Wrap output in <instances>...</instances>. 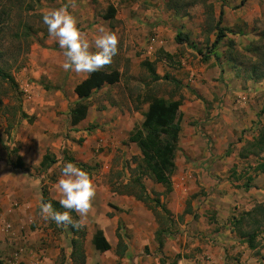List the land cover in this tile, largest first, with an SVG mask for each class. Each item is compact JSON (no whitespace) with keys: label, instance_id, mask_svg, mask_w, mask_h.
Instances as JSON below:
<instances>
[{"label":"crops","instance_id":"0c3cea01","mask_svg":"<svg viewBox=\"0 0 264 264\" xmlns=\"http://www.w3.org/2000/svg\"><path fill=\"white\" fill-rule=\"evenodd\" d=\"M167 1L64 0L61 4H68L77 26L90 42L99 35L100 27L115 32L120 39L118 55L111 65L101 69L117 70L120 82L93 92L86 118L74 127L69 117L78 100L74 88L88 74L65 71L63 50L49 35L43 45L31 48L27 66L18 73L17 80L21 91H26L21 98L25 118L18 116L14 125H7L8 133L0 131V261L3 264H73V235L69 227L45 221L40 210L43 186L51 199L57 202L60 199L55 186L62 166L67 163L65 155L85 165L98 189L93 208L84 219V264H152L151 256L139 255L146 248L165 257L180 253L179 246L169 241L170 237L164 239L159 252L155 241L159 223L153 212L134 197L117 194L111 188L129 181L130 168L134 167L129 159L140 155L134 144L125 142L131 130L143 122L149 104L144 102V94L179 101L178 97L150 90L152 85L167 81L165 78L171 72L168 62L176 59L184 65L176 79L181 84L189 82L194 91L180 102L182 131L172 189L159 198L175 218L173 225H180L184 216L189 217L183 225L188 237L201 231L204 240H211L210 246L200 253L204 241L183 236V243L186 239L193 241L195 256L194 259L182 256L177 264H200L204 254L211 260L210 264H224L222 260H227V254L234 248L229 241L234 237L232 216L252 208L235 203L236 190L225 174L236 163L230 148L242 130L256 125L257 109L264 106V79L244 85L214 58L200 65L190 64V53L195 51L185 48L184 52L183 45L175 43L177 32L174 33L168 17L171 12ZM217 1L218 5L222 4L221 0ZM108 8L115 13L111 19L104 20ZM148 66L158 80L151 78ZM44 84L58 89L51 94ZM118 85L123 86L126 105L114 97ZM75 140L82 144L77 145ZM97 147L102 149L100 153ZM46 153L52 154L56 162L41 169ZM115 155H120L122 176L110 181L103 173L117 161ZM17 158L23 164L21 168L16 166ZM149 182L153 192L162 194L161 185ZM191 199L193 208L187 209ZM96 230L103 232L111 246L109 251L94 250L91 240ZM117 232L122 234L126 245L122 257L116 253Z\"/></svg>","mask_w":264,"mask_h":264},{"label":"rangeland","instance_id":"374dc122","mask_svg":"<svg viewBox=\"0 0 264 264\" xmlns=\"http://www.w3.org/2000/svg\"><path fill=\"white\" fill-rule=\"evenodd\" d=\"M175 1L178 2L176 6H180L181 4L183 7L178 8L179 12L177 14L172 10H168L171 12V15L168 17L171 18L174 33L180 32L187 35L195 47V53H190L192 55L190 64L200 65L206 58H214L216 61L222 62L225 68L233 73L234 76L238 75L237 79L246 85L249 81L246 79V71L250 64L257 59V55L253 52V49L256 46L264 45V0H221L222 4L220 5H218L219 1L217 0H207V2L197 1L195 3L194 0H170V2ZM63 2L64 0H0V65L7 67L8 72L14 77L16 83L18 73L27 66V55L30 53L31 48L43 45L45 39L43 36L48 33L47 26L42 20V14L50 9L59 8ZM219 29L222 30L224 36L215 46H212ZM230 42L233 43V46L228 48ZM181 48L186 52L185 48L189 47L183 45ZM168 64L171 66L168 80L152 85L150 90L164 92L170 97H178L181 102L186 99V95L190 91H194V87L189 82L181 84V81L176 79L177 76L182 74L184 68V65L178 59L168 62ZM41 82L45 83L43 79H41ZM44 85L51 94L55 93L58 89L55 86ZM123 93L122 85L115 86V99L120 102L122 101L126 105ZM135 95L134 93L133 97ZM22 96L23 92L19 88V85L17 90H13L7 83L0 81V100L3 104L0 107V131L8 133L9 127L7 125H14L17 118L22 114ZM257 111L256 125L242 130L241 136L233 144V147L230 148V151L236 156V163L231 165L232 167L230 166V169L225 173L227 174L226 178L230 179L233 188L236 190L234 193L236 195L235 203L239 202L243 206H248L247 209L251 206L252 208L248 211L259 204L264 206V176L258 175L254 177L251 167L255 166L256 159L254 157L241 158L240 153L241 147L245 142L252 140L257 135L259 129L258 123L264 125V116L262 115L264 114V106L263 108L259 106ZM75 141L77 145L82 144L80 140ZM97 151L100 153L102 149L100 150L97 147ZM115 156L118 158L117 161H113L112 167L106 169L103 173L110 181L118 180L122 176V171L120 170L121 163L119 162L121 160L120 155ZM206 169L209 170L208 167H204V170ZM248 176L252 178V182L250 183L251 188L245 190L242 186L245 184ZM143 182L146 189L153 192V189L150 188L149 180H143ZM205 194L202 193L203 196ZM192 203L193 199L189 200L187 209L193 208ZM243 212L247 211L241 210V212L232 216V219L240 216ZM257 218L261 220L262 216L258 214ZM187 220H189V217L184 216L180 225L175 223V225L170 227L172 235L169 236L171 239L169 241L173 245L179 246L181 251L176 255L183 256L184 259H194L195 255L193 252L196 247L192 246L193 241L186 239L183 243L182 237L186 236L190 239L196 238L199 241H204V247L199 250L200 253L206 250L205 246H210L211 240H204L206 237L203 235L204 232L201 231L199 235L203 236L202 238L199 235L196 236L195 232L192 236L188 237L186 229L183 228ZM212 220H215V216L212 217ZM262 224L256 238L258 246L255 250H249L245 240L238 238L237 234L232 232L234 234L232 236L234 237L229 241L234 248L227 254V260H222V262L224 264H264V249L262 247L264 245V226ZM166 225L162 224L161 227H165ZM251 229L250 224L244 225L241 228L243 232L251 231ZM120 235L122 234L120 233ZM130 236L132 235L130 234ZM242 246L246 247L243 249L241 248ZM137 254L138 252L135 253V255ZM139 255L151 256L154 259V263L152 264H171L174 258V256L165 257L164 254L161 256L156 254L155 251H149L148 248L144 249ZM246 257L248 260H245ZM210 263L211 260L204 254L200 264Z\"/></svg>","mask_w":264,"mask_h":264},{"label":"trees","instance_id":"16d2710c","mask_svg":"<svg viewBox=\"0 0 264 264\" xmlns=\"http://www.w3.org/2000/svg\"><path fill=\"white\" fill-rule=\"evenodd\" d=\"M207 2V0H194L195 2ZM178 2H167V9L172 10L177 14L178 8L183 7ZM115 11L112 8H108L106 14L103 16L104 20L111 19L114 16ZM1 28V24H0ZM217 36L212 46H215L224 36L222 30L219 29ZM48 35L44 34L43 37ZM175 43L178 45H186L189 48L195 49L190 38L187 35L176 33ZM233 43L230 42L228 48H231ZM253 52L257 55L255 62L251 63L246 73V79L254 83L264 79V45L256 46ZM200 53V52H199ZM231 53V52H230ZM229 53V54H230ZM206 58L204 61H207ZM231 61V60H227ZM21 65V64H19ZM150 76L153 80H158L154 74L153 69L148 66ZM120 73L117 70L103 71L88 74L87 78L78 83L74 88V93L78 97V100L74 103L70 109L69 117L72 127L82 122L86 116L90 106L89 98L93 92L99 90L105 85L114 86L120 82ZM235 75V78H238ZM168 80V77L165 78ZM0 81L5 82L13 90H17V83L14 77L8 72L7 67L0 65ZM144 102L148 101V108L143 114V122L140 126H135L128 135L125 143L134 144L139 150V156H133L130 162L134 165L130 168V178L126 184H118L111 186L113 192L117 194H123L134 197L137 201L143 203L149 210L153 212L157 222L159 223V229L155 233V241L158 245V251L161 252L163 248L164 239L172 235L171 226L174 224V219L171 213L166 209L165 204L160 201L159 196L167 194L172 189V176L176 169L175 158L178 150V142L182 131L181 126V112L180 101L172 99L156 98L149 95L146 92L143 96ZM0 100V107L2 106ZM21 118H25L24 114L20 115ZM259 129L257 135L250 141H246L241 147V158L254 157L256 164L251 167L254 172V177L258 175H264V125L258 123ZM65 155V154H64ZM67 162H72L78 167L85 170V165L76 163L72 158L64 156ZM56 162L55 157L46 153L40 163L41 169L49 168ZM16 166L22 167L23 164L20 158L16 160ZM143 180L152 181L154 184L161 185L164 189L162 194H156L155 192H148ZM252 178L248 176L243 189L248 190L251 188L250 183ZM42 200L44 202H51L53 208L57 211H64L61 208L59 202L51 199L48 195L46 186L42 187ZM73 218L78 220L79 218L75 212L71 213ZM262 216L259 220L257 215ZM264 206H255L252 210L243 212L240 216L234 217L231 223L232 232L237 234L238 238L245 240L247 248L249 250H255L257 248L256 238L259 234L261 223L264 226ZM181 220V217L178 218ZM162 224H169L167 229L161 227ZM251 226V231L243 232L241 230L244 225ZM69 229L73 235L71 239V245L73 248L71 259L73 264H84V243L86 237L85 227L77 230L69 226ZM116 237L118 239L116 246V253L122 257L126 245L122 236L117 232ZM91 244L95 251L104 253L111 249V246L105 238L101 230H96L93 234ZM264 249V245L262 246ZM180 256L176 255L171 264H177ZM0 264H3L0 261Z\"/></svg>","mask_w":264,"mask_h":264},{"label":"clouds","instance_id":"9594fccd","mask_svg":"<svg viewBox=\"0 0 264 264\" xmlns=\"http://www.w3.org/2000/svg\"><path fill=\"white\" fill-rule=\"evenodd\" d=\"M43 23L47 26L49 36L58 42L63 50L62 68L77 74L98 72L113 62L119 52V36L105 28H99V35L91 42L87 34L77 26L76 17L69 11L68 4L50 9L42 14ZM60 194L59 204L64 211H57L51 202L41 201V216L45 221H52L58 227L81 229L84 219L93 208L97 196V186L90 174L72 162L61 168L56 183ZM72 212L80 219L76 220Z\"/></svg>","mask_w":264,"mask_h":264},{"label":"built area","instance_id":"2783aa9c","mask_svg":"<svg viewBox=\"0 0 264 264\" xmlns=\"http://www.w3.org/2000/svg\"><path fill=\"white\" fill-rule=\"evenodd\" d=\"M192 79H193V77H192ZM23 93L25 94V93H26V91H23Z\"/></svg>","mask_w":264,"mask_h":264}]
</instances>
